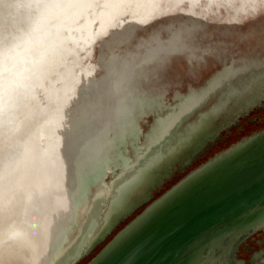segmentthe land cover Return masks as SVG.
Listing matches in <instances>:
<instances>
[{"label": "bare ground", "instance_id": "obj_1", "mask_svg": "<svg viewBox=\"0 0 264 264\" xmlns=\"http://www.w3.org/2000/svg\"><path fill=\"white\" fill-rule=\"evenodd\" d=\"M261 8L264 0H0V42H17L0 52V264H65L94 207L98 222L82 250L117 217L118 188L156 151L163 154V144H176L174 131H186L180 148L201 130L200 114L211 119L239 107L249 92L236 88L264 55V32L256 35L242 20ZM32 10L38 13L30 19ZM128 11L130 24L122 18ZM119 20L121 37L108 40ZM100 36L98 62L86 63ZM140 47L162 83L174 82L178 72L170 66L184 58V73L200 85L192 107L154 120L145 132L151 92L131 89L124 76ZM210 66L216 69L205 76ZM98 67L113 80L94 96ZM255 85L250 90L264 84Z\"/></svg>", "mask_w": 264, "mask_h": 264}, {"label": "water", "instance_id": "obj_2", "mask_svg": "<svg viewBox=\"0 0 264 264\" xmlns=\"http://www.w3.org/2000/svg\"><path fill=\"white\" fill-rule=\"evenodd\" d=\"M256 59L257 69L249 72L236 88L241 94L249 92L248 96L244 94L239 107L220 111L214 118L198 114L201 130L192 131L185 141L193 142L190 137L197 138L204 131L202 128L216 132L193 142L194 147L177 159L179 162L189 164L220 130L264 104V80L260 82L264 77V55ZM255 83V87L262 86L250 90ZM251 92L256 94L251 96ZM208 121L211 124L206 126ZM162 163L154 165L158 172L164 167ZM170 167L165 168L164 175ZM155 176L144 183L147 186H143V198L131 202L89 247L65 264H77L122 220L148 203L152 199L151 189L163 177ZM256 228H264V128L244 136L189 171L148 203L86 264H234L235 245Z\"/></svg>", "mask_w": 264, "mask_h": 264}, {"label": "rangeland", "instance_id": "obj_3", "mask_svg": "<svg viewBox=\"0 0 264 264\" xmlns=\"http://www.w3.org/2000/svg\"><path fill=\"white\" fill-rule=\"evenodd\" d=\"M37 13H38V11L32 10L30 12V16H29L30 19H33V17ZM257 13L259 15L256 13H255V15H253L251 13L248 15V17L245 16L243 18L244 20H242V24H243L244 28H249L251 25L255 26L257 29L255 34L260 36L261 33L264 32V29H263L264 28V24H263L264 23V9L263 8L258 9ZM132 16H133L132 13L130 11H128V13H124L122 15V18L126 21V23L130 24V22L132 21V19H131ZM118 22H119L118 23L119 26L117 28L116 27L113 28V31L114 30L117 31L116 36H114L112 33H109V35L106 36L105 38H107L108 40H111L112 38H118L119 39L121 37L120 35L123 33L122 24H121L120 20ZM30 24H31L30 22H27V24L26 23H23V24L20 23V24H14V25L12 24L11 30L13 32H17V31H20L21 29L27 28ZM213 27L214 26L211 24V28H213ZM9 32L11 34V31H9ZM17 34H19V33H17ZM19 36H22V35H19ZM102 40H103V38L100 36L95 41V45H94L95 48H93L94 52H92V57L91 58L89 57V59L86 60V63H89L90 61L92 63L98 62V57H99L100 50H101ZM252 41H253V43H251V45L258 43V42H254V41H256V39H254ZM15 42H16V40L14 38H12L11 36H9L8 38H5L4 42H0V46L2 47L0 52H4L7 47H10L11 44H13ZM112 45L113 44L110 43L111 48L113 47ZM98 47H99V49H98ZM242 48L243 49L246 48V44H243ZM98 50H99V52H98ZM145 52H146V49H144L143 47H140L139 48V54L136 56L135 59L128 57L131 64H130V67L128 69H126V73L124 74V76L127 80V84H128V86H130L131 89H135L136 87L140 86L141 88H144L145 90H148L149 92H151L150 98L148 99V104L149 105L155 104V106L153 108L154 111L152 110L153 112L151 111L149 113H143L142 114V116H143L142 129L144 132L148 131V129L153 124L154 120L166 119L169 116L174 118L177 116V114L181 108H183V110H184L187 107H192L193 103L198 99L199 94H200L199 83H197L196 80H194V78L191 77L190 74H188V72L184 73V70L186 71V65H185V61H184L185 59L184 58L174 60L173 64L170 66V69H172L173 65H174L176 68L174 72H178V75H176V79L174 80L173 83L172 82L171 83L166 82L164 84V83H162V81L158 75L159 70H160L159 67H155V66L152 67L149 64L147 65V62H145L142 59L143 56L145 55ZM219 66H221V64H219ZM215 69H216V66H210V68L208 70H206L207 73L205 76H208V74H210ZM93 70H96V72L99 70V74H96V76H95L96 87L94 89H92V87H91L90 93L94 96H97V95H100L103 90L109 88L110 83L113 80V73L109 69L100 68V67H98V70H97V68H94ZM89 78H90V80H93V77H89ZM190 79L194 82L193 84H191V82L189 81ZM262 128H264V104L262 106H260V110L257 109L256 111L250 113V115L245 114V115L239 117L234 125L228 127V130L230 132L229 131H228V133L226 131L221 132V133L218 132L217 136L214 138V140L212 142H209V141L206 142V144L201 149L202 152L199 154V156H196V157L199 158L200 155L204 153L205 149H207L206 153L201 158H199V159L197 158L198 160L188 170H187V167H185V166H182L181 168H179V166L181 164L180 165L176 164L173 166L172 169H169L168 171L172 170L171 173L168 175L169 179H171V180L166 182L163 185V187L160 188L159 190L157 188H159L158 186L162 185V184H160L162 182L160 181L159 183H157L151 189L152 199L148 203H150L151 201H153L154 199L159 197L168 188L173 186L182 177H184L189 171H191L193 168H195L196 166H198L202 162L206 161L207 159H209L210 157H212L216 153L228 148L231 144L237 142L238 140H240L244 136H247V135H249L255 131H258ZM189 131H191V130H189ZM189 131H187V133H189ZM215 132H216L215 130H205L201 133L202 135L200 134L197 138H196V136H191L192 138L191 137L190 138H191V141L196 143L198 140H201L205 134L206 135H212ZM175 133L178 134L177 136L179 138H177V139L181 140V139H183L186 131L185 130H181V131L176 130V131H174L173 135ZM139 140H140L139 141L140 144L143 145L144 137L141 136ZM178 140L176 141V144L174 146H171L169 143L163 144V146H161V149L163 150V154L160 155V150L156 151L152 155L153 157L151 156V158H150L151 160H149V162L146 165H144V167L139 171L140 175L138 174L137 177H132L128 181H125L122 184L123 186L121 185L122 189L119 187L120 188V190H119V188H118L116 195L114 196V205L112 206L113 208H116L115 212L118 213L117 215H119V214L123 213L125 210H127L129 205H125V203H126L125 200L127 201V199H128V202L131 204V202H133L135 200H139V199L144 197L143 196L144 195V187L143 186H145V187L147 186L144 183H148L149 181L153 180V178L156 177L155 175L159 176V178L161 176H163L164 175L163 172L165 171L166 167L171 166L172 163L175 161V159L182 158L184 155L186 156L188 154V151L192 147H194L193 142H191V143L187 142L184 145H182L180 148H178V146H179L178 144L180 143L179 142L180 140L179 141ZM161 156L163 158H161ZM160 162H163L162 164L164 165V167H161L160 171L158 172L156 170L155 164L160 163ZM180 171H182V172H180ZM154 173H158V174H154ZM143 177H144V180L141 181V184L132 188V186L135 183H137L139 179H142ZM131 179H132V181H131ZM126 182L128 185L126 184ZM120 196H121V198H119ZM127 196H128V198H127ZM115 199H117V200H115ZM148 203L141 205L140 209H138L135 213H133L132 218H134L142 210V208L144 206H146ZM98 209H99V205H98V208L96 205L94 207V210H93L91 216H90V220L87 223L86 229H84L81 236L77 238V240L75 242L76 245H73V248L70 251L71 253L69 252L70 256H74V255L78 254L79 252H81L83 243L86 241L90 230L97 225ZM132 218L129 220H124L118 226H116V228H114V230L112 231L110 236L108 235V239H110L115 233H117L119 230H121L128 222H130L132 220ZM102 219L103 218L101 217V220ZM94 223H96V224H94ZM103 245H104V242L100 243V245L97 248H94L88 255H86L82 259H80V261H78L77 264L87 263L98 252V250ZM75 249H77V250H75ZM72 250H74V251H72Z\"/></svg>", "mask_w": 264, "mask_h": 264}, {"label": "flooded vegetation", "instance_id": "obj_4", "mask_svg": "<svg viewBox=\"0 0 264 264\" xmlns=\"http://www.w3.org/2000/svg\"><path fill=\"white\" fill-rule=\"evenodd\" d=\"M260 110V107L254 108L252 111H250L248 113V115H250V113L256 111V110ZM234 125V124H233ZM226 131L228 133V128H224L222 130L219 131V133ZM230 132V131H229ZM213 140L209 141L212 142ZM212 144V143H211ZM206 150L204 151L203 154L200 155L199 158H201L205 153ZM198 157H196L195 159L191 160V162L189 164H186L185 162H177L180 166L179 168H181L182 166L187 167V170L199 159H197ZM176 163V164H177ZM172 170L168 171L161 179L160 184H162L161 186H158L159 188H157L158 190L160 188L163 187V185L168 182L169 180V174L171 173ZM184 171V170H183ZM182 172V171H180ZM159 184V185H160ZM146 204V203H145ZM144 205V204H143ZM141 207V206H140ZM140 207H138L133 213H135L138 209H140ZM146 206H144L142 208V210L145 208ZM141 210V211H142ZM140 211V212H141ZM139 212V213H140ZM133 213H131L125 220H129L132 218ZM138 213V214H139ZM133 219V218H132ZM124 220H122L121 222H123ZM120 222V223H121ZM119 223V224H120ZM118 224V225H119ZM111 234V233H110ZM109 234V236H110ZM116 235V233L110 238H107L103 241L104 245L98 250V252ZM108 239V240H107ZM102 243V242H101ZM100 244H98L95 248H97ZM235 256H234V264H264V228H256L255 230L251 231L250 233H248L245 237H243L240 241H238V243L235 245ZM97 252V253H98ZM96 253V254H97ZM95 254V255H96ZM94 255V256H95ZM93 256V257H94ZM92 257V258H93ZM91 258V259H92ZM90 259V260H91ZM89 260V261H90ZM80 261V260H79ZM86 264V263H85Z\"/></svg>", "mask_w": 264, "mask_h": 264}]
</instances>
